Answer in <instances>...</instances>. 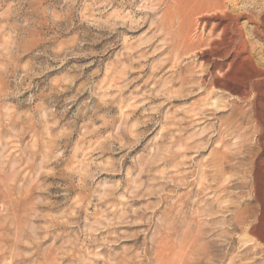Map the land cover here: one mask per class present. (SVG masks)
<instances>
[{
  "label": "rangeland",
  "instance_id": "rangeland-1",
  "mask_svg": "<svg viewBox=\"0 0 264 264\" xmlns=\"http://www.w3.org/2000/svg\"><path fill=\"white\" fill-rule=\"evenodd\" d=\"M220 2L264 70V0ZM176 9L0 0V264H264L237 224L262 133L210 91L217 14Z\"/></svg>",
  "mask_w": 264,
  "mask_h": 264
},
{
  "label": "bare ground",
  "instance_id": "bare-ground-1",
  "mask_svg": "<svg viewBox=\"0 0 264 264\" xmlns=\"http://www.w3.org/2000/svg\"><path fill=\"white\" fill-rule=\"evenodd\" d=\"M173 2L177 7L176 11L179 10L181 14L179 26L186 24L190 28L192 17H196L199 14L210 15L211 13H216L218 16L217 23L199 20L195 28L196 31L202 29L201 35H205L209 26H212L213 35L220 32V40L213 41L209 45L203 64L216 68L215 63H213L214 60H225L228 71L222 75L224 76L223 78L218 76L220 71L218 73L216 70L210 72V91L219 90L229 94V97H234L237 101L248 102L253 108L257 126L262 133L258 142L259 152H256L253 158L250 157L251 155L249 156L252 158L253 167L251 172V182L253 183L251 188L252 199L249 201V205L256 202L258 204V212L257 210L256 212H250L249 217H247V211L238 213L237 224L247 226L246 237L254 240V242L264 241V101H262L264 93L260 91L258 85L259 81L264 79V70H261L255 62L254 56L256 55L254 54L253 56V52L250 50V43L252 42L246 40L244 28L241 26V19L245 15L232 16L224 2H220V0H173ZM187 43L192 44L193 40L189 39ZM186 47V49H190V45ZM249 218L255 220L249 221Z\"/></svg>",
  "mask_w": 264,
  "mask_h": 264
}]
</instances>
